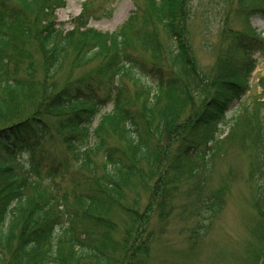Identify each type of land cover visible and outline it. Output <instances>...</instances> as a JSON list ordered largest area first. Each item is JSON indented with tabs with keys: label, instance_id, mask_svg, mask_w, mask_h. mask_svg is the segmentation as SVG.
I'll list each match as a JSON object with an SVG mask.
<instances>
[{
	"label": "trees",
	"instance_id": "16d2710c",
	"mask_svg": "<svg viewBox=\"0 0 264 264\" xmlns=\"http://www.w3.org/2000/svg\"><path fill=\"white\" fill-rule=\"evenodd\" d=\"M57 1L60 0H0V264H125L124 261L115 262L111 251L114 244L107 241L106 236L101 241L87 234L83 238L77 229L83 221L89 222L91 217L113 219L111 211L123 207L124 193L132 189L138 179L135 161L150 164L160 146L153 143L154 127L158 126L162 136L171 135L180 117V105H194L197 91L202 96L205 92V95L202 106L193 118L189 117L191 121L187 119L190 123L183 131L180 130L182 151L198 148L202 137L205 144L215 141V136L204 135L201 131L209 124L219 122L233 100L236 98L239 101V95L245 94L249 88L248 76L255 63L252 58L257 51H264V39L256 35L249 25L245 32L227 28L223 38L227 39L229 46L222 55V61L241 51L250 60L248 65L241 63L236 68L233 63V70L228 68L226 71L224 63L223 70L220 68L221 72L207 84L198 78L192 84H186L178 73H172L171 68L166 75L159 70L144 103V112L139 115L124 105L123 97V75L129 70L124 64L130 63L124 60L123 51L130 48L128 33L131 28L128 27L139 23V19L134 17L128 27L109 37L97 31H81L89 21V17L82 16V22L64 35L63 29L43 23L49 19L50 7L53 8ZM239 1L248 11L246 18L262 14L264 17V7L249 6L264 0ZM188 2L191 0H149L146 13L162 26L174 42L169 52L170 62L174 66L183 64L186 71L192 73L194 63L184 37L185 5ZM35 18L40 27L34 26L32 20ZM74 38L84 42L76 44ZM143 41L152 53H159L156 33L145 31ZM34 43L42 55L44 81L41 82L36 81L34 53L27 47ZM71 51L81 65L95 58H101L103 65L88 78L59 86L53 80L62 67L64 55ZM139 66L146 68L145 65ZM20 67L24 71L23 77L17 76ZM246 68V81H243L239 94L227 88L240 83L239 73L244 76ZM94 81L106 87L105 100L97 98L92 91ZM107 103H112L113 107L109 112L102 113ZM249 129L253 136L259 134L260 141L264 143L260 129ZM107 133L121 139L124 148L108 145L104 136ZM193 133L196 135L190 139ZM55 139H59L76 156V171H79L84 185L81 187L79 183H73L74 189L69 195L74 197L81 210H66L67 213H64V208L57 206L69 200L67 194L59 197L43 186V177L54 178L61 167L52 165L45 173L39 163L48 156L47 144ZM100 151H103V161L98 165L92 158ZM22 154L31 159L16 171L9 160L22 159ZM158 155L162 157L161 153ZM260 160L264 163V153L260 155ZM170 167L167 169L173 177L175 168ZM156 169H149L154 174L152 180H155ZM144 182L147 188L148 180ZM164 182L166 184L161 186V190L167 194L166 185L172 188L173 181L168 178ZM259 188L263 200L259 211L264 215V183ZM211 196L204 198V204L211 213L220 211L222 196ZM126 223L124 228L128 235H141L138 230L134 231L138 226L136 222H128L127 227ZM107 226L116 231L114 222H109ZM151 238L145 240L151 242ZM138 240L141 238L138 237ZM137 251L136 257L131 256L132 260L135 258L133 264L148 256L144 249Z\"/></svg>",
	"mask_w": 264,
	"mask_h": 264
},
{
	"label": "rangeland",
	"instance_id": "374dc122",
	"mask_svg": "<svg viewBox=\"0 0 264 264\" xmlns=\"http://www.w3.org/2000/svg\"><path fill=\"white\" fill-rule=\"evenodd\" d=\"M148 5L149 0H60L53 8L50 7L49 19L43 21L46 26L53 24L55 29H63L65 35L82 22V16L89 17L87 26L81 31H97L110 37L123 27H128L134 17L139 19V23L128 27L131 28L128 33L130 48L123 51L124 60L130 62L124 64L125 68H129L123 75L124 105L135 114L144 112V103L159 70L166 75L171 68L172 73H178L186 84H192L195 78L203 79L207 84L221 72L220 68L223 70L224 63L226 71L228 68L233 70V63L236 68L241 63L248 65L250 60L241 51H236L229 60L222 61V55L229 46L226 44L227 39L223 38L227 28L245 32L251 27L256 35L264 39L263 14L246 18L248 11L239 0H191L185 5L184 36L195 68L190 73L183 64L174 66L170 62L169 52L174 42L162 26L146 13ZM252 5L264 7V1H256L249 6ZM32 21L34 26H39L36 18ZM29 25L32 27L31 22ZM144 30L157 34L160 46L157 55L146 47ZM74 40L76 44L84 42L76 38ZM27 47L34 53L36 81H44L42 55L35 43ZM74 54L71 51L64 55L62 67L53 80L59 86L72 80L88 78L103 65L101 58L81 65ZM252 59L255 63L248 76L249 88L245 94L239 95V101L236 98L233 100L219 122L211 123L201 131L204 135L215 136L213 143L205 144L202 137L198 148L182 151L180 130L183 131L190 123L189 117L195 115L203 103L205 92L202 96L197 91L194 105H180V117L171 135L162 136L158 126L154 127L153 143L160 146L150 164L135 161L138 179L132 189L124 193L123 207L111 211V221L117 227L116 231L107 226L110 220L91 217L89 222L81 223L77 233L83 238L85 234L90 235L97 241L106 236L107 241L114 244L111 251L116 263L124 261L125 264H133L135 258L132 260L131 256L136 257L137 249H144L148 256L137 264H264V215L259 211L263 204L259 187L264 183V163L260 160L264 143L260 141L259 134L253 136L249 129H260V135H264V51H257ZM139 65H145L146 68L142 69ZM17 71V76H24L22 67ZM243 73L244 76L239 73L240 83L227 88L239 94L243 81H246L247 68ZM95 82L92 83V91L97 98L105 100L106 87ZM112 107V103H107L102 113L109 112ZM157 110L155 113L159 114ZM193 135L196 134L193 133L189 138L192 139ZM104 136L108 145L124 148L123 141L118 137L109 136L108 133ZM213 148H216L215 153H212ZM46 153L48 156L39 161L45 173L52 165L61 167L54 178L49 180L43 177L44 188H49L50 193L59 197L67 194L69 200L57 206L59 209L64 208V213H67L66 210H81L74 197L69 195L74 189L73 183H79L81 187L84 185L79 171H76V156L59 139L47 144ZM22 156V159L9 160L16 171L30 158L28 155ZM102 158L103 151H100L92 161L100 165ZM170 166L175 168L173 177L167 169ZM152 167L157 168L155 180L151 179L154 174L149 169ZM168 178L173 183L172 188L166 185L165 194L161 186L166 184L164 181ZM147 180L146 188L144 181ZM211 194L222 196V209L215 213H211L204 204V198H211ZM131 221L136 222L138 226L134 231L138 230L141 235H128L129 232H125V223L127 227ZM147 237H152L151 242L145 240Z\"/></svg>",
	"mask_w": 264,
	"mask_h": 264
}]
</instances>
